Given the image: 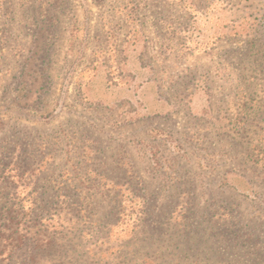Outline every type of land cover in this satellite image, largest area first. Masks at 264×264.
<instances>
[{"label":"rangeland","instance_id":"obj_1","mask_svg":"<svg viewBox=\"0 0 264 264\" xmlns=\"http://www.w3.org/2000/svg\"><path fill=\"white\" fill-rule=\"evenodd\" d=\"M0 264H264V0H0Z\"/></svg>","mask_w":264,"mask_h":264}]
</instances>
